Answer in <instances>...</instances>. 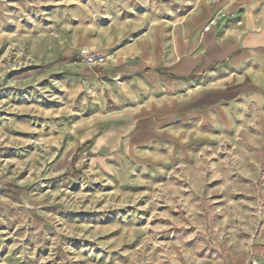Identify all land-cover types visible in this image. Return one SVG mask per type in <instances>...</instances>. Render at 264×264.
<instances>
[{
	"label": "rangeland",
	"instance_id": "obj_1",
	"mask_svg": "<svg viewBox=\"0 0 264 264\" xmlns=\"http://www.w3.org/2000/svg\"><path fill=\"white\" fill-rule=\"evenodd\" d=\"M192 2L0 0V264H264V96L165 151L99 144L109 60L79 53Z\"/></svg>",
	"mask_w": 264,
	"mask_h": 264
},
{
	"label": "crops",
	"instance_id": "obj_2",
	"mask_svg": "<svg viewBox=\"0 0 264 264\" xmlns=\"http://www.w3.org/2000/svg\"><path fill=\"white\" fill-rule=\"evenodd\" d=\"M212 1L196 0L185 13L148 10L108 27L96 52L108 65L87 81L108 95L99 109L108 117L95 124L115 129L114 139L100 141L103 150L124 139L140 152L165 151L225 124L242 105L263 102L264 0L242 9ZM218 13L232 17L206 28Z\"/></svg>",
	"mask_w": 264,
	"mask_h": 264
},
{
	"label": "built area",
	"instance_id": "obj_3",
	"mask_svg": "<svg viewBox=\"0 0 264 264\" xmlns=\"http://www.w3.org/2000/svg\"><path fill=\"white\" fill-rule=\"evenodd\" d=\"M212 3H216V0H213ZM224 17L225 15L223 13L214 15L207 23L206 28L221 27L224 24ZM239 24L238 22V25ZM78 59L88 69H102L106 66L108 61L106 56L88 51L79 53Z\"/></svg>",
	"mask_w": 264,
	"mask_h": 264
}]
</instances>
